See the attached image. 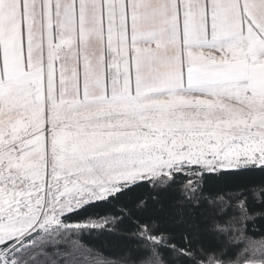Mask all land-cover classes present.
<instances>
[{
  "label": "snow or ice",
  "instance_id": "6c2138e0",
  "mask_svg": "<svg viewBox=\"0 0 264 264\" xmlns=\"http://www.w3.org/2000/svg\"><path fill=\"white\" fill-rule=\"evenodd\" d=\"M0 264H264V0H0Z\"/></svg>",
  "mask_w": 264,
  "mask_h": 264
}]
</instances>
